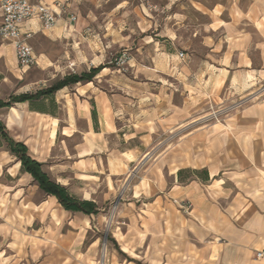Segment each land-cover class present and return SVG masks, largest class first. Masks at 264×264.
Instances as JSON below:
<instances>
[{
    "label": "crops",
    "instance_id": "obj_1",
    "mask_svg": "<svg viewBox=\"0 0 264 264\" xmlns=\"http://www.w3.org/2000/svg\"><path fill=\"white\" fill-rule=\"evenodd\" d=\"M73 1L98 5L104 0ZM106 1H111L112 11L124 9L128 2ZM138 8L149 25L156 12L163 15L155 29L157 38L145 37L137 46L139 61L131 69L144 84L159 83L160 94L140 88L135 100L134 87L127 83L126 97L116 98L113 90L94 85L95 77L106 69L102 67L91 81L75 84L73 95H68L73 104L70 118L89 120L94 126L100 122V130H85L92 132V140L120 130L115 124L116 104L129 116L124 137L155 138L150 146L132 149L118 150L107 142L100 150L92 148L105 157H100L102 164L94 161L89 177L105 175L108 189L124 183L129 163L137 156L151 155L139 178L128 181L132 184L125 188L126 199L108 218L105 264H264L255 257L264 246V0H185V5L183 0L147 1ZM169 17L171 29L166 30ZM73 24L65 17L51 30L57 35L70 31ZM179 25L192 28V42L197 28H216L219 36H201L206 48L198 58L194 52L179 51ZM24 29L32 34L43 30L37 20L25 23ZM179 52L187 60L180 59ZM15 66L13 46L0 39V68ZM209 106L219 108L216 121L198 125L210 115L205 112ZM165 131L170 141L162 144ZM40 153L30 156L43 163ZM86 174L81 168V183L88 179ZM54 181L68 187L62 178ZM47 197L60 213H70L55 197ZM80 199L97 204L91 196ZM98 211L101 223L104 215L101 208ZM86 217L73 216L85 219L81 235L88 229ZM97 245L98 238L80 254L85 261L93 262Z\"/></svg>",
    "mask_w": 264,
    "mask_h": 264
},
{
    "label": "rangeland",
    "instance_id": "obj_2",
    "mask_svg": "<svg viewBox=\"0 0 264 264\" xmlns=\"http://www.w3.org/2000/svg\"><path fill=\"white\" fill-rule=\"evenodd\" d=\"M147 1L157 4L164 2L128 0L124 9L112 11L111 1H100L95 5L89 1L81 4L72 0L69 11L76 16V21L70 31L56 35L51 29H43L28 38L36 57L35 65L24 69L18 65L11 69L0 68V99L7 100L12 95L35 92L65 75L78 74L93 66L106 67L95 77L94 85L99 89L113 90L116 98L126 97L128 89L124 85L127 83L134 87L135 100L139 98L140 88L160 94L162 90L159 83L144 84L142 78L131 71L134 62L139 61L140 43L150 37L157 38L155 34L159 29L158 20L163 16L154 12L153 17H150L152 24L146 23L138 5L142 2L146 4ZM183 2L185 5V0ZM183 9L185 11V7ZM65 17L66 15L63 18ZM166 20V30H170L171 17ZM154 22L157 23L156 26ZM191 29L178 26V48L190 55L194 52L200 58L206 48L201 36L210 33L217 39L219 32L216 28H197V37H194L196 41L192 42L189 38ZM122 54H125L126 60L121 63L119 57ZM74 91L75 85H70L66 91L55 92L51 99L38 101L31 106L28 103H15L11 107L0 108V121L9 137L27 144L29 154L41 151L42 154L38 156L44 159L43 169L51 179H64L70 193L78 198L93 197L98 209L101 208L100 215H104V219L100 223L101 218L96 217L97 213L93 214L94 217L89 214L86 217L89 219L88 229L81 235L80 228L85 219L73 220V216L77 214L73 212L60 213V207L55 201L49 200L32 178L22 171L19 161L9 151L0 134V264L106 263L110 244L108 218L124 202L126 186L139 178L141 168L151 155L147 153L137 156L129 163L130 170L124 183L115 189H108L104 181L105 175L97 174L96 179L89 177L94 161L98 159L99 164H102L100 157H105L102 153L97 154L100 151L96 150L106 146V142L109 147L118 150L150 146L155 138L137 137L130 140L127 135L124 137L123 132L129 130L126 126L129 116L125 114V108L116 104L115 124L120 130L117 128L113 135L104 134V138L100 135L98 140L90 139L93 135L91 131L85 134L87 127L96 131L101 129V124L98 121L94 126L89 120L76 121L69 117L72 115L73 104L68 100V95H73ZM163 97H166L165 94ZM177 99L181 100L180 95ZM33 106H42L51 113L36 112L32 110ZM218 109L209 106L205 112H210V115L203 117L202 120L205 121L200 119L198 125L201 122L216 121ZM84 136L88 138L85 139ZM160 139L162 144L167 143L170 141L169 133L165 131ZM94 146L99 148L92 150ZM81 168L88 176L83 183L78 179ZM105 198L109 199L104 200ZM96 238L98 245L94 260L87 262L80 254L87 253L88 246Z\"/></svg>",
    "mask_w": 264,
    "mask_h": 264
},
{
    "label": "trees",
    "instance_id": "obj_3",
    "mask_svg": "<svg viewBox=\"0 0 264 264\" xmlns=\"http://www.w3.org/2000/svg\"><path fill=\"white\" fill-rule=\"evenodd\" d=\"M102 69V66L91 67L81 73H72L65 75L55 83L36 90L35 92H23L12 95L7 100L0 99V108L11 107L15 103H28L33 105L44 99H51L58 90L75 85L78 83L89 82ZM32 110L40 113L48 112L42 106H33ZM92 118H95V111L92 109ZM0 134L7 143L9 151L14 154L20 163L23 172L27 173L45 195L55 197L60 206L65 210L73 213L96 214L98 206L92 200L80 199L74 196L66 186L59 184L50 178L48 173L43 169V164L33 159L28 153L27 146L22 142L8 136L4 124L0 121Z\"/></svg>",
    "mask_w": 264,
    "mask_h": 264
},
{
    "label": "built area",
    "instance_id": "obj_4",
    "mask_svg": "<svg viewBox=\"0 0 264 264\" xmlns=\"http://www.w3.org/2000/svg\"><path fill=\"white\" fill-rule=\"evenodd\" d=\"M72 0H54L50 3L43 0H0V39L10 43L15 52L16 62L20 68H28L37 63L28 38L32 34L24 29L25 23L37 20L43 29H51L59 19L66 15L70 23H75L76 16L70 13ZM183 61L186 55L178 54ZM126 60L125 54L119 57ZM188 209L189 204H182ZM257 259H264V246L255 252Z\"/></svg>",
    "mask_w": 264,
    "mask_h": 264
}]
</instances>
